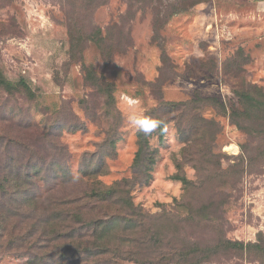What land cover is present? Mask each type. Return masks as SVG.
I'll return each mask as SVG.
<instances>
[{"label": "rangeland", "instance_id": "rangeland-1", "mask_svg": "<svg viewBox=\"0 0 264 264\" xmlns=\"http://www.w3.org/2000/svg\"><path fill=\"white\" fill-rule=\"evenodd\" d=\"M175 2L0 0V67L9 80L24 79L35 93L30 99L24 91L10 94L0 88V165L10 153L19 152L23 163L28 164L33 156V164L46 168L68 165L79 178L83 165L90 161L98 165L99 161L104 171L97 179L110 185L133 175L138 149L137 132L118 107L121 92L139 97L146 115L163 101H186L201 95L218 101L203 103L201 112L220 125L212 151L222 155L225 177L198 195L196 203L211 198L225 202V235L255 240L259 231L264 232V159L259 155V142L233 124L221 105L229 109L236 100L234 78L228 70L241 51L250 61L243 65L245 80L264 88V0L199 3L168 19L159 29L161 39L155 38L156 19L164 20ZM121 29L125 45L107 58L97 43L98 35L108 45L116 44ZM71 33L88 37L75 48ZM87 70L112 84L111 96L87 80ZM167 126L163 142L158 137L151 140L159 148L153 179L132 191L135 203L153 213L162 209L156 202L171 209L173 200L184 194L182 182L171 178L182 159L184 143L175 121ZM12 139L18 144L12 145ZM233 145L237 148L232 149ZM243 146L248 152L243 153ZM57 173L60 176L62 170L57 168ZM183 173L190 180L201 177L188 163ZM46 174L36 186L43 199L77 195L92 181L77 179L66 184L60 177L51 179L50 170ZM212 238L209 233L193 237L201 241ZM26 259L9 254L0 257V264H27ZM213 264L260 263L231 257Z\"/></svg>", "mask_w": 264, "mask_h": 264}, {"label": "trees", "instance_id": "trees-1", "mask_svg": "<svg viewBox=\"0 0 264 264\" xmlns=\"http://www.w3.org/2000/svg\"><path fill=\"white\" fill-rule=\"evenodd\" d=\"M208 1L177 0L172 3L167 17L156 19L159 25L155 28V38L161 39L159 29L172 16L189 12L197 4ZM124 32L121 29V39L111 45L98 35L97 43L107 58L123 49ZM87 37L71 33L73 47ZM163 54L166 55L165 50ZM249 62L242 51L232 62L228 73L234 78L236 100L229 109L221 107L229 112L233 124L259 142V155L264 159V88L245 80L243 65ZM86 74L87 80L101 93L111 96V83L92 70H87ZM0 88L10 94L24 91L30 99L35 98L24 79L12 82L1 67ZM210 100L198 95L186 101H163L147 112L148 116L163 120L166 125L174 120L179 140L184 143L182 159L171 176L182 182L184 194L181 199L173 200L171 209L166 203L156 202L161 211L150 212L136 204L132 194L137 185H148L153 179L159 148L153 147L151 140L158 137L163 142L166 135L159 128L149 135L137 133L133 175L110 185L97 179L104 171L99 161L98 165H93V161L83 165L80 168L82 176L77 178L68 165L46 168L33 164V156H29L27 164L20 161L19 152L10 153L0 165V257L25 256L27 264H213L217 259L231 257L264 264L263 231L257 233L255 240L230 239L225 235V202L211 198L206 203H196L198 195L209 191L211 184L225 177L220 161L222 155L212 151L220 125L201 112L203 103ZM11 142L18 144L13 139ZM20 145L26 149L25 144ZM242 151L248 152V147L243 146ZM185 163L195 166L201 176L199 180L187 178L183 173ZM57 168L62 170L60 176ZM46 170L53 173L51 179L60 177L66 184L77 179L92 181L77 195L43 199L37 195L36 186L37 181L47 177ZM182 212L187 215L183 216ZM198 233H209L213 238L194 240Z\"/></svg>", "mask_w": 264, "mask_h": 264}, {"label": "clouds", "instance_id": "clouds-1", "mask_svg": "<svg viewBox=\"0 0 264 264\" xmlns=\"http://www.w3.org/2000/svg\"><path fill=\"white\" fill-rule=\"evenodd\" d=\"M118 107L123 111L128 126L135 132L149 135L158 128L164 133L168 132V126L163 120L145 114L139 97L121 92L118 97Z\"/></svg>", "mask_w": 264, "mask_h": 264}, {"label": "bare ground", "instance_id": "bare-ground-1", "mask_svg": "<svg viewBox=\"0 0 264 264\" xmlns=\"http://www.w3.org/2000/svg\"><path fill=\"white\" fill-rule=\"evenodd\" d=\"M231 148H232V149H236L237 147L233 145Z\"/></svg>", "mask_w": 264, "mask_h": 264}]
</instances>
